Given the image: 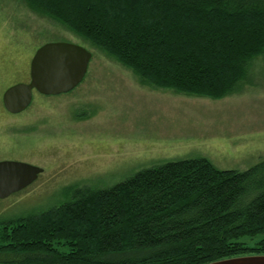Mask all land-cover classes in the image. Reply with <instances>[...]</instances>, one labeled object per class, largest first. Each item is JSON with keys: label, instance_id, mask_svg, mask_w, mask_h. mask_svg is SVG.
Here are the masks:
<instances>
[{"label": "trees", "instance_id": "1", "mask_svg": "<svg viewBox=\"0 0 264 264\" xmlns=\"http://www.w3.org/2000/svg\"><path fill=\"white\" fill-rule=\"evenodd\" d=\"M143 83L222 98L264 59V0H21ZM0 223V264H205L264 254V159L168 160ZM249 239L253 244H248Z\"/></svg>", "mask_w": 264, "mask_h": 264}, {"label": "rangeland", "instance_id": "2", "mask_svg": "<svg viewBox=\"0 0 264 264\" xmlns=\"http://www.w3.org/2000/svg\"><path fill=\"white\" fill-rule=\"evenodd\" d=\"M51 41L91 51L82 81L55 95L34 90L24 110L9 113L2 93L29 80L35 50ZM197 157L240 171L264 159V59L248 65L240 93L222 98L156 88L21 0H0V160L43 168L32 184L0 198V223L69 200L70 185L105 188L140 169Z\"/></svg>", "mask_w": 264, "mask_h": 264}, {"label": "water", "instance_id": "3", "mask_svg": "<svg viewBox=\"0 0 264 264\" xmlns=\"http://www.w3.org/2000/svg\"><path fill=\"white\" fill-rule=\"evenodd\" d=\"M88 49L64 41L40 45L29 63V81L7 87L2 93L3 107L9 113L24 110L32 101L33 90L55 95L72 90L83 79L91 58ZM43 168L17 160H0V198L32 184ZM205 264H264V254L229 257Z\"/></svg>", "mask_w": 264, "mask_h": 264}, {"label": "flooded vegetation", "instance_id": "4", "mask_svg": "<svg viewBox=\"0 0 264 264\" xmlns=\"http://www.w3.org/2000/svg\"><path fill=\"white\" fill-rule=\"evenodd\" d=\"M28 81H29V80H28ZM28 81H26V82H28ZM33 91H34V90H33ZM35 92H36V91H35ZM1 101H2V96H1ZM40 174H41V173H40ZM40 174H39V175H40ZM39 175H38V176H39ZM37 178H38V177H37Z\"/></svg>", "mask_w": 264, "mask_h": 264}]
</instances>
